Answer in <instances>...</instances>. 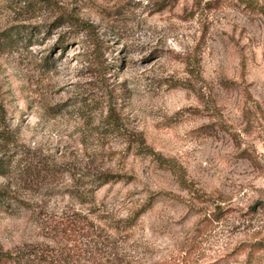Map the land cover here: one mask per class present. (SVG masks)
I'll use <instances>...</instances> for the list:
<instances>
[{"label": "rangeland", "instance_id": "rangeland-1", "mask_svg": "<svg viewBox=\"0 0 264 264\" xmlns=\"http://www.w3.org/2000/svg\"><path fill=\"white\" fill-rule=\"evenodd\" d=\"M0 162L2 252L264 264V0H0Z\"/></svg>", "mask_w": 264, "mask_h": 264}, {"label": "trees", "instance_id": "trees-1", "mask_svg": "<svg viewBox=\"0 0 264 264\" xmlns=\"http://www.w3.org/2000/svg\"><path fill=\"white\" fill-rule=\"evenodd\" d=\"M72 23L90 31L88 24L77 20ZM159 161L162 166L169 168L166 161L163 159ZM0 165L1 168L5 167L3 162H0ZM60 225L61 232H70L68 236L74 243V250L59 251L45 244L23 245L13 251L0 250V264H114L112 259L117 258L119 245L108 233L107 227L102 228L95 221H89L85 216L78 214L67 218Z\"/></svg>", "mask_w": 264, "mask_h": 264}]
</instances>
